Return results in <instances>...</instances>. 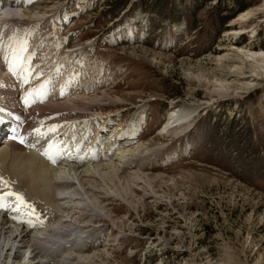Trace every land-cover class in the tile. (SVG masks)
<instances>
[{"label": "rangeland", "instance_id": "1", "mask_svg": "<svg viewBox=\"0 0 264 264\" xmlns=\"http://www.w3.org/2000/svg\"><path fill=\"white\" fill-rule=\"evenodd\" d=\"M42 3L39 7L46 11L61 7L66 17L29 26L32 38L43 28L46 32L29 42L33 52L38 50L39 56L45 50L46 35L59 41L53 59L74 45L84 48L71 59L77 85L67 92L76 90V97L57 100L61 108L66 101L81 119L70 118L59 133L72 132L74 124L72 133L83 137L89 127L100 150V160L93 162L104 163L112 158L113 130L134 111L139 114L133 121L138 139L122 148L130 154L138 151V156L146 151L143 162L127 169L139 176L130 194L121 185L108 190L103 184V190L94 184L97 197L92 199L99 209L94 207L91 217L99 218L105 231L80 245L88 256L81 264H264V83L248 94L215 86L220 63L235 65L220 62L223 54L237 55L247 66L255 62L240 49H264V0H244L242 10L234 0ZM258 7L260 12L247 15ZM223 17L228 19L221 26ZM25 25L20 21L12 27ZM93 65L99 74L90 69ZM256 67L264 74L261 63ZM51 72L43 77L51 80ZM181 106L194 108L191 117L160 134L165 115ZM178 117H170L171 124L179 123ZM69 164L80 172L82 165ZM63 168L59 171L68 170ZM227 255L233 263L219 262Z\"/></svg>", "mask_w": 264, "mask_h": 264}, {"label": "bare ground", "instance_id": "2", "mask_svg": "<svg viewBox=\"0 0 264 264\" xmlns=\"http://www.w3.org/2000/svg\"><path fill=\"white\" fill-rule=\"evenodd\" d=\"M40 2L42 3V0H19V3H17L16 0H0V32L4 33L6 43L10 46L15 44V46L18 47L26 41L27 51L24 55L27 57L32 54L31 63L32 65L38 66L35 71H40V67H48V70L52 71L54 76L57 77L54 82L52 81V85L49 89L51 94L48 99L45 102L37 101L29 106L24 104L25 94L40 87L42 84H45L49 77L41 80V76L36 77L34 72L33 76L29 78L27 82H20L19 87H16L15 90L11 88L12 83L14 82L12 78L7 74L1 75V71H5V69L0 66V97H2V99H8L5 104L13 112L17 121L16 125H12L10 122L5 124L6 128L8 130V127L11 126L9 130L10 132H12L14 128H18L22 134V138L25 139L26 144H31L36 141L33 132L36 128L45 132L53 125L64 126L63 123H66L70 118H80V113L77 114L78 112H75V109L73 111L68 109L69 105L67 106L65 100V103L63 104L65 107L63 108L59 107V105L62 104L57 103V100L64 98V96H73V94H75L74 97H76V90H74L75 93L70 91L67 92V90L74 89L77 85L74 80V75L70 73L73 67L71 59L73 56L81 54L84 48H81L80 46L78 47V44L74 45L65 50L67 56L55 55L56 58L53 59L50 56L56 52L57 43L59 41H56L55 39L54 41H51L52 38L46 35V38L44 37L45 39L43 38L44 40L42 41V46L45 50H43L39 56L37 55L38 50L37 52H33V49L30 48L31 43L29 42L36 38L40 40L46 32L43 28L42 31L38 32L32 38V29L29 26L36 25L38 28L39 25L36 24L37 22L42 23L41 21L45 20L44 22H46L49 20L47 23L51 24L66 17L64 15V10H62L61 7L59 9L54 8L46 11L39 7ZM42 5L47 6L45 2L42 3ZM51 6H55L54 3L51 4ZM51 6L48 8H53ZM260 8L261 7H258L257 9L255 8L254 10L247 11V15L252 17L261 11ZM60 10L63 11V15L60 13ZM53 13L56 15L52 16ZM6 18L8 19L4 23ZM20 21H25L28 25H25V27H12L13 24ZM238 22L242 23L241 20ZM37 28L35 29L37 30ZM124 29H126V27H124ZM183 29L184 24L182 25L180 32H182ZM228 33L229 30H226V34ZM13 36L15 37L14 40L8 39ZM97 37L98 36H96V38ZM46 39L50 40L48 41ZM91 39L93 40L95 38L93 37ZM45 41L46 45L44 44ZM91 43L92 42H90V44ZM246 50L240 49L239 52L245 56L248 61L254 60L255 64L243 66V64L239 63L241 60L239 56L233 55L231 57L229 54H223L220 62L223 59L224 64L231 62L235 65L225 68V66L220 63L221 67L219 70L221 76L220 78H217L215 85L217 90L227 91L233 89L234 91H237L238 89L241 90L242 93L248 94L253 91L255 87L264 83V74L259 72L256 67L259 63H261V66H264V49L250 50L249 48H246ZM84 63H81L80 65H83ZM78 67L79 66H76L75 70H78ZM90 69L93 70L94 74L98 73V70L94 68V65L90 67ZM245 70H248L250 74L245 75ZM20 78H22V73ZM5 85H8L9 88H6ZM48 86L49 84L47 85V88ZM16 92L18 93L19 98L15 95ZM62 92H66L67 95H62ZM45 104L52 105L51 108L55 106L57 107L46 112L44 108L49 106H46ZM20 106H23L24 108L19 109ZM58 109L65 111H59ZM193 109L194 108L190 109L189 107L181 106L179 109L170 110L173 112L165 115V120L162 127L159 129V133L167 134V131L170 129L173 130L174 128H180L185 121L187 122L191 117V112H194ZM16 110H19V112ZM136 114L137 113H134L129 120L125 130L119 129L115 132L113 131L114 134L118 135H112V143L115 141L110 148L112 158L104 163L97 164V162H93L94 159L97 158L100 160V155L95 152L96 147L93 144L95 137L92 134L94 133L90 131L89 140L85 149L80 150L77 146L83 137L77 133L73 134L72 132H75L74 128H70L73 130L72 132H67V128H65L66 130L64 131L69 134L68 136H65L63 134L60 135L59 133L61 127L58 129L57 133H50L47 140H41L39 142L44 149L47 147L48 140L53 142H68L70 156L65 155L64 158L60 159L59 163L55 165L50 163L45 156L37 153V149L21 145L15 140H12L10 145L5 146L6 150H0V174H2L5 179L15 182L12 185V190L19 188L24 191L26 197L34 202L36 207L41 210V219L44 221L42 225L36 223L35 226H28L26 223L17 222V220L12 219L13 216L18 215L17 213L12 212L11 210L7 212L0 211V264H81V262L87 260L88 256L84 255L83 247H80V245L96 241L101 238L103 231H105L104 226H98L101 220L98 218L96 219L98 222H95L96 220L91 217L92 214H95L93 212L94 207L99 209L98 206L95 205L96 202L93 201L96 196V194L93 193V190L95 189L94 184H100L99 188H103L102 185L104 184L108 190H110L112 186L119 189L118 185H121V187L124 188V192L126 190L128 195L130 194L128 190H131V185H133V183L136 182L135 180L139 178L135 172L128 174L127 169L136 168L139 161L143 162L145 160L146 151L138 156V151H135L136 149L134 150L135 152L133 151V154H130L129 150L123 149L125 146L127 147L129 145V138L136 135V131L133 127V121L135 120ZM168 116L169 118L167 121L166 118ZM172 116H180L181 118H176L179 123L171 124L170 121L173 119L171 120L170 117ZM79 121L77 122L79 123ZM68 123L69 121L67 122V127L70 124ZM95 129L96 128H94V130ZM104 129L105 127L101 128L100 131L102 132ZM58 134L59 136H57ZM72 136L76 137L74 141L71 140ZM76 148L78 150L76 156L73 158V162L82 165L80 172L76 171L74 165L72 166L69 164L72 163L70 160L75 155ZM107 155L109 156L108 153ZM147 160L148 158L145 163ZM62 164L68 165H65L67 167L63 168ZM61 168L65 169V171L66 169L68 170L66 172H60L59 169ZM146 181H148V186L152 188L150 178L145 180V182ZM111 190H113V188ZM120 192L121 190H119L117 194L122 197ZM99 205H101V203ZM100 208L102 209V207ZM23 219L28 218L25 217ZM111 219H113L112 216ZM94 247L96 248V245ZM227 256L228 259H219V262H225L226 260L228 263H233L234 260L232 256Z\"/></svg>", "mask_w": 264, "mask_h": 264}, {"label": "snow or ice", "instance_id": "3", "mask_svg": "<svg viewBox=\"0 0 264 264\" xmlns=\"http://www.w3.org/2000/svg\"><path fill=\"white\" fill-rule=\"evenodd\" d=\"M19 3V0H16ZM9 40H14L15 37H9ZM27 51V42L20 44L18 47L15 44L11 46L6 43V38L3 32H0V59H3L7 62L8 70L12 73L19 71L22 73V79L24 82H27L29 78L33 76L35 72L36 77L42 76L44 74L43 70L36 72L38 66L32 65V54L25 57L24 53ZM52 81L48 80L45 84H42L40 87L29 91L24 96V104L31 105L37 101L45 102L49 95L50 91L47 89V85L51 84ZM62 95H67L66 92H62ZM3 109L0 108V112ZM61 125H53L47 131L42 132L39 128L33 130L36 141L31 144H26L25 139L20 137H12V139L17 140L21 145L27 147H36L41 140H47L50 133H57L58 129L61 128ZM75 127L74 125L72 126ZM65 136H68V133H64ZM76 137L72 136L71 140H75ZM63 145V147H62ZM54 153V154H53ZM44 155L52 164H58L60 159L64 158L65 155L70 156V151L68 150L67 141H57L53 142L51 140L47 141V147L41 153ZM15 182L5 179V177L0 174V211L7 212L11 210L12 212L17 213L18 215L13 216L12 219L17 220V222L26 223L28 226H35L36 223L43 224L41 219L42 212L36 207V204L26 197V194L23 190L17 188L12 190V185ZM28 219H23V218ZM34 218V220H33ZM35 221V223H34Z\"/></svg>", "mask_w": 264, "mask_h": 264}, {"label": "trees", "instance_id": "4", "mask_svg": "<svg viewBox=\"0 0 264 264\" xmlns=\"http://www.w3.org/2000/svg\"><path fill=\"white\" fill-rule=\"evenodd\" d=\"M234 1H236L238 4L241 5L240 10H242L243 7H244V0H234ZM227 19H228V17H225V18L223 17L222 18V20H221V26H222L223 22L226 21Z\"/></svg>", "mask_w": 264, "mask_h": 264}]
</instances>
